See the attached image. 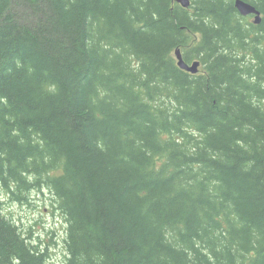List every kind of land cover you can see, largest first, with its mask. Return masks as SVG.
Here are the masks:
<instances>
[{
  "label": "trees",
  "instance_id": "1",
  "mask_svg": "<svg viewBox=\"0 0 264 264\" xmlns=\"http://www.w3.org/2000/svg\"><path fill=\"white\" fill-rule=\"evenodd\" d=\"M0 0L3 212L46 187L66 264H264V0ZM200 60L197 73L177 66Z\"/></svg>",
  "mask_w": 264,
  "mask_h": 264
},
{
  "label": "rangeland",
  "instance_id": "2",
  "mask_svg": "<svg viewBox=\"0 0 264 264\" xmlns=\"http://www.w3.org/2000/svg\"><path fill=\"white\" fill-rule=\"evenodd\" d=\"M248 20L252 21V17L248 16ZM1 196L4 214L47 255L46 264H66L67 223L56 208L52 191L46 187L32 189L22 201L12 199L5 191H1Z\"/></svg>",
  "mask_w": 264,
  "mask_h": 264
},
{
  "label": "water",
  "instance_id": "3",
  "mask_svg": "<svg viewBox=\"0 0 264 264\" xmlns=\"http://www.w3.org/2000/svg\"><path fill=\"white\" fill-rule=\"evenodd\" d=\"M180 6L188 7L191 0H176ZM233 4L242 16L253 15L252 22L254 24H259L262 19L261 12L250 2L246 0H233ZM174 57L176 59L177 66L189 73H197L200 65L199 59H194L190 62L185 61L183 53L180 47L174 49Z\"/></svg>",
  "mask_w": 264,
  "mask_h": 264
},
{
  "label": "flooded vegetation",
  "instance_id": "4",
  "mask_svg": "<svg viewBox=\"0 0 264 264\" xmlns=\"http://www.w3.org/2000/svg\"><path fill=\"white\" fill-rule=\"evenodd\" d=\"M253 15H249V17H252ZM248 17V16H247Z\"/></svg>",
  "mask_w": 264,
  "mask_h": 264
}]
</instances>
